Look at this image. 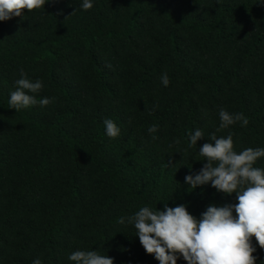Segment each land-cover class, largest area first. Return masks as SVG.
Segmentation results:
<instances>
[{
	"label": "trees",
	"instance_id": "obj_1",
	"mask_svg": "<svg viewBox=\"0 0 264 264\" xmlns=\"http://www.w3.org/2000/svg\"><path fill=\"white\" fill-rule=\"evenodd\" d=\"M81 3L48 0L0 21V264H74L76 250L159 264L127 217L165 204L199 217L237 203L185 183L205 163L198 148L213 132H231L237 152L264 147V0ZM21 69L43 83L36 99L52 103L8 107ZM220 108L248 125L217 132ZM106 118L118 137L106 135ZM196 129L205 137L189 147Z\"/></svg>",
	"mask_w": 264,
	"mask_h": 264
},
{
	"label": "clouds",
	"instance_id": "obj_2",
	"mask_svg": "<svg viewBox=\"0 0 264 264\" xmlns=\"http://www.w3.org/2000/svg\"><path fill=\"white\" fill-rule=\"evenodd\" d=\"M47 2L0 0V21L22 17L25 10L44 8ZM81 7L91 9L92 0H82ZM160 80L165 87L170 83L166 72ZM15 85L8 100L9 108L19 111L37 104L45 107L53 102L54 98L36 99L43 83L38 79L30 80L23 69ZM218 115L217 132L237 122L242 127L249 123L243 113H230L224 108L219 109ZM103 124L109 138L119 136L120 128L112 119L106 118ZM157 129L158 125L152 124L148 132L152 134ZM204 137L201 129L189 133V147L197 146ZM207 139L208 142L198 148L202 159H197L205 163L197 174L186 175L185 183L191 189L210 183L217 192L236 193L238 202L222 206L209 204L199 217L190 213L186 204L174 207L165 204L163 210L144 206L127 217V223L133 225L145 252L153 255L159 264H177L180 257L187 264H256L252 238L255 237L259 247L264 249V168L254 165L264 157V147H248L237 152L231 132L219 137L213 132ZM119 223H125V218H120ZM68 260L74 264H114L113 257L95 250L73 251ZM32 264H42V261L36 258Z\"/></svg>",
	"mask_w": 264,
	"mask_h": 264
}]
</instances>
